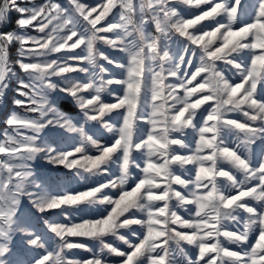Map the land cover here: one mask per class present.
Returning <instances> with one entry per match:
<instances>
[{
    "label": "rangeland",
    "instance_id": "1",
    "mask_svg": "<svg viewBox=\"0 0 264 264\" xmlns=\"http://www.w3.org/2000/svg\"><path fill=\"white\" fill-rule=\"evenodd\" d=\"M2 7L0 264H264V0Z\"/></svg>",
    "mask_w": 264,
    "mask_h": 264
},
{
    "label": "bare ground",
    "instance_id": "2",
    "mask_svg": "<svg viewBox=\"0 0 264 264\" xmlns=\"http://www.w3.org/2000/svg\"><path fill=\"white\" fill-rule=\"evenodd\" d=\"M4 13H5V9L2 7L0 9V19L4 16ZM2 23H0V31H1ZM6 54H7V48L6 47H3V60H4V57H5Z\"/></svg>",
    "mask_w": 264,
    "mask_h": 264
},
{
    "label": "built area",
    "instance_id": "3",
    "mask_svg": "<svg viewBox=\"0 0 264 264\" xmlns=\"http://www.w3.org/2000/svg\"><path fill=\"white\" fill-rule=\"evenodd\" d=\"M2 23V18L0 20ZM3 63V44L1 43V31H0V66L2 65Z\"/></svg>",
    "mask_w": 264,
    "mask_h": 264
},
{
    "label": "trees",
    "instance_id": "4",
    "mask_svg": "<svg viewBox=\"0 0 264 264\" xmlns=\"http://www.w3.org/2000/svg\"><path fill=\"white\" fill-rule=\"evenodd\" d=\"M71 109H74V106L71 104L70 105ZM10 110V107H9V103L6 105V108L4 109L3 111V114L2 115H5L6 113H8Z\"/></svg>",
    "mask_w": 264,
    "mask_h": 264
},
{
    "label": "water",
    "instance_id": "5",
    "mask_svg": "<svg viewBox=\"0 0 264 264\" xmlns=\"http://www.w3.org/2000/svg\"><path fill=\"white\" fill-rule=\"evenodd\" d=\"M1 20V19H0Z\"/></svg>",
    "mask_w": 264,
    "mask_h": 264
}]
</instances>
